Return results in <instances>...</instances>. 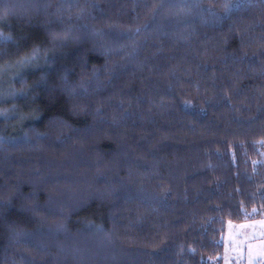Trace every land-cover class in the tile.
<instances>
[{
	"label": "trees",
	"instance_id": "1",
	"mask_svg": "<svg viewBox=\"0 0 264 264\" xmlns=\"http://www.w3.org/2000/svg\"><path fill=\"white\" fill-rule=\"evenodd\" d=\"M263 216L264 0H0V264H221Z\"/></svg>",
	"mask_w": 264,
	"mask_h": 264
},
{
	"label": "rangeland",
	"instance_id": "2",
	"mask_svg": "<svg viewBox=\"0 0 264 264\" xmlns=\"http://www.w3.org/2000/svg\"><path fill=\"white\" fill-rule=\"evenodd\" d=\"M222 242L221 264H264V216L228 222Z\"/></svg>",
	"mask_w": 264,
	"mask_h": 264
},
{
	"label": "snow or ice",
	"instance_id": "3",
	"mask_svg": "<svg viewBox=\"0 0 264 264\" xmlns=\"http://www.w3.org/2000/svg\"><path fill=\"white\" fill-rule=\"evenodd\" d=\"M223 7L227 10V9L230 7V5H228V4L226 3V4L223 5ZM4 12H5V14L7 13V8H6V7H5V9H4ZM33 55H35V52L33 53Z\"/></svg>",
	"mask_w": 264,
	"mask_h": 264
}]
</instances>
